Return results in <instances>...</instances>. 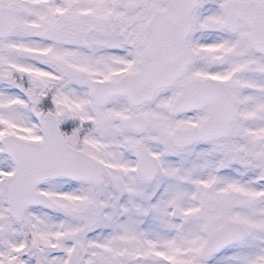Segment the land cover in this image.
<instances>
[{
	"label": "snow or ice",
	"instance_id": "6c2138e0",
	"mask_svg": "<svg viewBox=\"0 0 264 264\" xmlns=\"http://www.w3.org/2000/svg\"><path fill=\"white\" fill-rule=\"evenodd\" d=\"M0 264H264V0H0Z\"/></svg>",
	"mask_w": 264,
	"mask_h": 264
}]
</instances>
